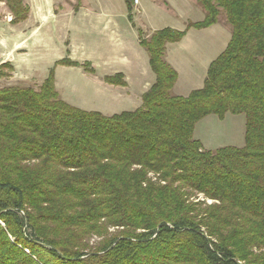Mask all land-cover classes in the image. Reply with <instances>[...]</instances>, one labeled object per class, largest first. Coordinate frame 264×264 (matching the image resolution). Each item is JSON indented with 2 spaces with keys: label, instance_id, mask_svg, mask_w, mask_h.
<instances>
[{
  "label": "trees",
  "instance_id": "obj_1",
  "mask_svg": "<svg viewBox=\"0 0 264 264\" xmlns=\"http://www.w3.org/2000/svg\"><path fill=\"white\" fill-rule=\"evenodd\" d=\"M197 1L206 16L184 30L139 29L156 81L135 110L71 105L54 69L38 88L0 86V264H264V0ZM7 5L14 24L29 18L24 0ZM222 10L227 47L202 88L173 95L167 46ZM3 67L15 72L6 61L0 77L12 75ZM105 81L127 85L121 73ZM228 113L246 116L244 146L206 149L197 124ZM93 236L104 238L91 246Z\"/></svg>",
  "mask_w": 264,
  "mask_h": 264
},
{
  "label": "rangeland",
  "instance_id": "obj_2",
  "mask_svg": "<svg viewBox=\"0 0 264 264\" xmlns=\"http://www.w3.org/2000/svg\"><path fill=\"white\" fill-rule=\"evenodd\" d=\"M133 1L132 14L136 13L135 22L145 26H152L155 22L164 19L168 20V23H165L167 26L184 30L189 22H197L206 14L196 0H156V3H153L154 0H140V5H136V0ZM24 3L30 8L29 18L14 24L12 21L14 15L7 5V0H0V61L8 57L7 53H11L19 59L17 62L20 65L17 73H12L8 67L2 68L4 73L7 75L12 73V75L0 77L1 87L22 85L38 88L54 69L55 78L59 79L62 96L69 103L85 110H100L107 115L134 109L135 105L126 106V104L130 102L127 100L128 95L135 100L140 96L141 92H134L136 84L131 81L130 94L121 89L120 91L112 90L104 83V77L99 76L104 74L107 65L99 68V75L86 73L87 70L83 64L87 61L92 62L96 69V66L103 61L97 56V47L106 44L109 39L97 21L72 16L77 12L76 8L81 6H87L89 10H97L98 13L102 9L114 8L120 13L124 11V21L127 23L129 11L127 13L125 0H24ZM122 19L120 18L121 21ZM221 28H227L228 33L219 31ZM213 29H216L217 35L222 39L221 42L224 41L226 44L230 40L232 27L227 22L224 10L221 11L219 23ZM97 30L100 31L101 38ZM142 31L148 38L149 30L143 28ZM201 34L202 37L206 36L204 38L209 37L207 32H199L197 29L190 31L192 38ZM74 43H78V47ZM122 45L128 48L129 41L124 39ZM224 46L218 49V54H221ZM65 58L78 60L81 65L68 66L57 63ZM104 60L110 63L109 65L123 68L130 62L131 57L127 53L110 54L106 55ZM108 74L115 75L113 72ZM131 78L137 81L140 79L139 76L132 75ZM140 101H142L141 98ZM207 121L200 123L197 128V133L200 134V139L207 149L215 150L222 146L239 147L245 144L246 116L244 114H231L224 123L218 120ZM149 177L156 181L158 176L151 171ZM190 200L193 202L205 200L206 204L214 202L203 194H193ZM116 230L115 227L110 228V232ZM103 238L104 236H93L90 239V245L98 244Z\"/></svg>",
  "mask_w": 264,
  "mask_h": 264
},
{
  "label": "crops",
  "instance_id": "obj_3",
  "mask_svg": "<svg viewBox=\"0 0 264 264\" xmlns=\"http://www.w3.org/2000/svg\"><path fill=\"white\" fill-rule=\"evenodd\" d=\"M156 2H157L156 0L153 1V3H156ZM197 3L203 8V6L198 1ZM137 4L140 5L141 1L138 0L136 5ZM76 10L77 12L73 13L72 16L74 17L80 16L82 18H85L86 20L92 19L93 21H97L98 24L103 28L105 34L107 35L109 39V41L106 44L100 45L97 47V56L99 59L102 58L103 61H101L98 66H96L97 67L96 69L92 65V67L95 70L94 72L86 71V73L88 74L98 73L99 75L100 74V71H98L99 68H103L102 67L103 65L104 66L107 65L106 71L104 72V74L102 73L99 76L104 77V83L107 84L106 86L112 88V90L120 91L121 89L123 92H126L127 94L131 93V88H132L131 81H132V83L136 84V89L134 90V92L135 93L141 92L139 97L142 99V101H140L139 97L135 100V99H132L128 95L127 100L130 102L126 104V106L135 105L133 107L134 108L133 110L139 108L143 102V94L146 91H148L150 87L156 81V74L153 72L151 65H150L149 54L147 50L140 44L139 29L140 30H142L143 28L144 30L147 29L149 30V35H151V33H153L156 30L169 27L167 26V24H165V23H168V20L166 21L163 19L162 21L155 22L152 26L150 25L145 26V25H141L140 23L136 24L135 17H134L136 13L133 15L134 20L131 21L130 19H128V22L126 23L124 21V11L120 13V12H117L116 9L114 8L102 9V10H99V13L97 10L94 11V10L87 9V6H83V7L81 6V8L77 7ZM127 13H128V10H127ZM205 16L201 20H198V21H202L205 18ZM120 18H123L122 21L120 20ZM128 18H129V13H128ZM191 22H196V21H191ZM217 24H214L210 27H206L202 29L191 28L188 30L186 36L180 42L171 43L167 46L165 59L179 73V78L172 90L173 95L187 97L193 90L200 89L204 86V82L208 74V69H209L210 64L220 55L218 54V49L222 47L223 45H225L223 48L225 50V48L227 47L230 41L229 40L228 42H226V44L224 43V41L221 42L222 39L217 35L216 29H213L215 26H217ZM193 29H197L199 30V32H202V31L207 32L209 34V37L204 38L206 36L204 35V37H202L203 35L201 34V35H196L194 38H192L190 37V31ZM219 31H221L222 33L223 32L228 33L227 28L226 29L221 28ZM97 32H98L97 33L98 36L101 38L100 31L97 30ZM231 37H232V34H231ZM124 39L129 41L128 48L122 45V42ZM74 44H76V47H78V43H74ZM220 44L222 45L220 46ZM74 49L75 47L73 48V50ZM224 50H222V52ZM123 53H127L131 57L130 62L125 64L123 68H119L116 65H109L110 63L104 60L106 55H110V54L122 55ZM7 54H9L8 57L0 61V63L6 62V61L11 62L15 67V72L17 73L20 67V65L17 62L19 59L14 54H11V53H7ZM90 63L92 64V62ZM112 72L115 74L121 73L127 85L121 86V85H114V84L107 83L105 81V76H111L112 74H108V73H112ZM131 75L139 76L140 79L137 81L134 78H131ZM56 87L60 93L61 98L64 99L62 96L61 90H60L61 87L59 85L58 77L56 78ZM117 101H119V99H117ZM134 103H137V104H134ZM127 109H130V108H127ZM95 111H100V110H95ZM230 115L231 113H228L224 119H220L216 115L207 116L206 118H204L197 124L195 133H194L195 138L199 139L202 142L203 146L205 147L204 142L200 139L201 138L200 134L197 133L198 125L202 122H206L207 120H209L207 122L218 120V122L224 123L227 121ZM239 147H242V146H239ZM208 150H211V149H208Z\"/></svg>",
  "mask_w": 264,
  "mask_h": 264
},
{
  "label": "built area",
  "instance_id": "obj_4",
  "mask_svg": "<svg viewBox=\"0 0 264 264\" xmlns=\"http://www.w3.org/2000/svg\"><path fill=\"white\" fill-rule=\"evenodd\" d=\"M138 0H136V2H137Z\"/></svg>",
  "mask_w": 264,
  "mask_h": 264
}]
</instances>
